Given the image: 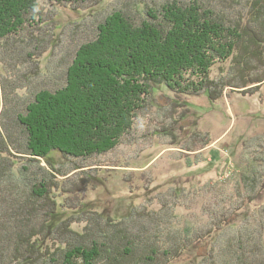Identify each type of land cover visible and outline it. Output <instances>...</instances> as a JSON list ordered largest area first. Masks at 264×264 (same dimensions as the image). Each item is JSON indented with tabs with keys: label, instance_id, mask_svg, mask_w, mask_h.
I'll list each match as a JSON object with an SVG mask.
<instances>
[{
	"label": "trees",
	"instance_id": "16d2710c",
	"mask_svg": "<svg viewBox=\"0 0 264 264\" xmlns=\"http://www.w3.org/2000/svg\"><path fill=\"white\" fill-rule=\"evenodd\" d=\"M50 1L85 10L103 0ZM37 6L36 0H0L1 56H30L26 47L20 53L13 47L16 40L23 44L27 31L38 32L32 38H39V23H50L37 14ZM140 14L142 21L115 12L99 23L94 37L77 44L56 87L37 91L31 99L20 95L27 84L16 88L21 102L17 117L5 116L0 127V264H174L202 245L205 254L198 264H264V220L259 234L249 230L219 242L220 231L236 222L242 204H218L215 219L193 229L178 226L180 205L163 195L156 197L159 210L144 205L118 219L94 208L50 227L59 209L72 207L94 180L92 176L70 185L61 178L70 179L73 171H83L119 146L157 91L171 92L179 100L207 93L215 101L225 81L211 77L212 67L228 60L233 80L242 79L241 88L264 84V29L242 28L243 15L231 19L205 2H173ZM251 18L264 19V6L251 12ZM55 39L54 33L48 41ZM47 52L48 46L37 53V64ZM4 63L0 58V65ZM226 83L240 86L230 79ZM3 92L1 117L14 100L9 101L5 88ZM57 156L74 162L73 168L58 167ZM13 163L21 167L9 170ZM11 175L15 185H3ZM257 175L249 176L250 201L264 191V174ZM22 185L32 188L25 193ZM63 194L65 204L58 201Z\"/></svg>",
	"mask_w": 264,
	"mask_h": 264
},
{
	"label": "rangeland",
	"instance_id": "374dc122",
	"mask_svg": "<svg viewBox=\"0 0 264 264\" xmlns=\"http://www.w3.org/2000/svg\"><path fill=\"white\" fill-rule=\"evenodd\" d=\"M36 1L37 14L43 15V20L47 19L50 23H39V38H32L38 32L27 31L23 34V44L16 40L13 47L19 53L26 47L34 60L27 63L30 56L26 57L25 52L20 56L23 63L17 55L14 59L5 53L0 55L5 62L4 67L0 65V102L3 88L8 99H14L6 114L0 116V127L5 116L17 117L15 112L21 102L16 97V88L27 84L20 95L31 99L37 91L56 87L63 77L61 71L68 69L69 62L75 57L77 44L94 37L99 23L115 12L142 21L143 14L140 13L147 8L156 9L173 2H205L231 19L243 15L242 28L250 27L257 32L264 29V19L258 21L251 18V12L255 13L259 6H264V0H103L85 10L58 6L50 0ZM88 1L96 0L85 3ZM50 14L53 17H49ZM54 33L56 39L50 43L48 40ZM47 46L49 52L37 64V53ZM231 68L230 60L212 67L211 77L225 81V86L221 84L224 92L215 101L207 93L179 100L171 92L157 91L150 105L138 113L133 131L123 138L119 146L96 157L93 165L83 171H73L70 179L61 178L70 185L73 182L81 185L83 180H92V176L94 180L88 191L80 192L74 199L72 207L66 208L65 205L59 209L50 223L51 229L88 209L96 208L118 219L144 205L159 210L157 198L163 195L180 205L176 208L179 227H207L216 217L214 208L221 207L218 204L232 203V208L242 204L243 209L231 228L220 231L219 242L249 230L259 234L264 220V191L250 201L248 198L254 193L248 183L249 176L254 178L256 172L264 174V84L245 90L241 88L242 79L233 80L235 75L231 74ZM228 79L232 85L240 86L227 87ZM57 157L54 160L58 167L66 170L73 168L74 162ZM8 162L12 164V159ZM20 164L13 163L10 168L6 166L15 171L21 167ZM11 177L14 178L13 175ZM12 178L1 183L15 185V178ZM22 186L25 193L32 188ZM65 198L63 194L58 201L65 204ZM75 228L81 230L80 225H75ZM205 249L203 245L195 246L174 264H198L204 258Z\"/></svg>",
	"mask_w": 264,
	"mask_h": 264
}]
</instances>
